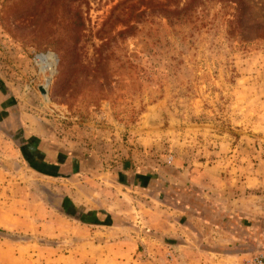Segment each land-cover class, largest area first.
I'll use <instances>...</instances> for the list:
<instances>
[{"label":"rangeland","instance_id":"rangeland-1","mask_svg":"<svg viewBox=\"0 0 264 264\" xmlns=\"http://www.w3.org/2000/svg\"><path fill=\"white\" fill-rule=\"evenodd\" d=\"M38 54H48L51 73L35 66ZM0 81L35 138L21 154L0 136L7 262H110L113 239L120 264H143L154 257L139 236L162 216L220 223L201 204L243 216L264 243V0H0ZM50 162L66 178L31 168ZM57 192L102 202L113 228L92 235L56 223L54 239L38 233L47 211L64 209ZM215 232L189 249L264 264L263 243ZM86 235L102 244H71ZM195 261L204 259L189 254L186 264Z\"/></svg>","mask_w":264,"mask_h":264},{"label":"crops","instance_id":"crops-1","mask_svg":"<svg viewBox=\"0 0 264 264\" xmlns=\"http://www.w3.org/2000/svg\"><path fill=\"white\" fill-rule=\"evenodd\" d=\"M11 105L12 107H10ZM9 106V107H6ZM17 105L15 104V100L13 98V95L11 94L10 90L8 89L7 85L2 83L0 81V111H2V114H0V120L1 122L9 123L10 127L8 128H0V136L9 138L10 141L13 142V144L16 146L18 151L23 154L24 152L28 151L27 146L29 143H33L35 141L34 136L27 133V131L24 129V125L22 123L23 119L21 118L20 114L13 113L17 111ZM3 127V126H2ZM37 165V164H36ZM45 165V164H44ZM43 164L39 163L36 167H31L36 170V172H40L39 170L45 169L48 171V174H46V178L50 179H58V178H66L63 177V175L60 177V175H57L53 173L55 170L51 166V162L49 164H46L44 166ZM66 170L69 169L68 166L63 165L58 168V170ZM44 172V171H43ZM42 174V173H41ZM44 174V173H43ZM44 176V175H42ZM74 177H71L70 181H73ZM68 180V179H67ZM151 179L147 180H140L139 183L140 186H150ZM135 184V183H134ZM57 194H50V196L53 199V202L56 200H60L61 204H63L64 209H62V213L60 211H57L52 207L53 209H50V211L46 212L47 216V223L43 226V229L39 231L40 228L37 229V232H46V237L48 239H54L60 231L56 229L57 225L56 223H63L70 229V232L72 233L74 230L80 231V233H87L88 227L92 230L90 231L92 235H97L99 232V229L105 232L109 231V229H112L113 227L107 225L103 222V217L105 216L103 214L102 209V202H97L96 199H88L92 202H94V207H87L88 202L80 198L78 196H73L70 194H67L68 196H64V198H59ZM202 200V199H201ZM204 201V200H202ZM181 202V201H180ZM101 204V205H100ZM203 209L208 208L210 211L215 212L216 216L220 218L221 225H217V222H214L211 219H203L198 216H194L193 220H196V223L199 224H192V227H187V225H184L180 220L173 221L174 225L168 222L169 220L165 218H160V222L158 225V230H155V232L150 233L149 235L144 234L143 236H139L140 240L138 244H144V250L146 254L149 256H153L154 258H151V262L148 259H144L143 264H171L175 262V264H186V259L188 258V255L191 254V256L194 258H202L204 259V262L202 264H237L240 259L243 258L241 255L231 256L228 252H207L205 251L203 254L201 251L199 253L193 252V250L189 249L190 246L187 244H210L208 242H205V240H200V237L205 236V231H211L215 233H220L224 238L229 240H235L237 242H246L250 243V240L243 239L242 236L246 233H250V230H247L246 227H243L241 224V219H243V216H239L237 218H233L232 216H229L225 214V212L221 209H216L214 211L211 210L213 206L209 207L201 204ZM208 205V204H207ZM201 209L200 212H204V210ZM166 213V212H165ZM161 217V215H159ZM198 221V222H197ZM178 222V223H177ZM5 225L6 223L3 221L2 215H0V225ZM180 224V225H179ZM13 227V226H12ZM228 231H226V229ZM15 230H19V224H15L14 228ZM201 230H204V232H201ZM253 235V234H252ZM255 240L259 243L255 244H262V238L255 237ZM93 239V238H91ZM248 240V241H247ZM71 244H102L98 243L95 240H87V235L84 237V240L77 241L78 243H74L75 241H71ZM1 244H6V242L0 241V264H14V262H7L5 256L3 255L4 252L2 249H4V246ZM108 248L112 250V257L110 258V262H104L106 260L101 259L100 261L96 262L95 264H120L118 262L119 256H118V244L119 240H111ZM264 244V243H263ZM262 244V245H263ZM264 247V246H263ZM190 250V251H189ZM163 251V254H166L170 257V261L167 259H164L163 257L159 256L158 258L155 257L153 252L157 254H161ZM261 254H264V251H256ZM153 253V254H152ZM189 253V254H188ZM200 254V255H199ZM206 259L209 261V263L206 262ZM198 261V259H197ZM195 261L194 264H200V261ZM235 261H237L235 263ZM133 264H136L135 261L132 262ZM17 264V263H16ZM79 264H82V262H79ZM86 264V263H85Z\"/></svg>","mask_w":264,"mask_h":264},{"label":"built area","instance_id":"built-area-1","mask_svg":"<svg viewBox=\"0 0 264 264\" xmlns=\"http://www.w3.org/2000/svg\"><path fill=\"white\" fill-rule=\"evenodd\" d=\"M48 54L44 55V54H38L35 55L34 57V64L35 66H37V68L39 69V71L45 72L46 70H48V66H47V62H46V56ZM254 264H263L262 260L260 258L255 260Z\"/></svg>","mask_w":264,"mask_h":264},{"label":"trees","instance_id":"trees-1","mask_svg":"<svg viewBox=\"0 0 264 264\" xmlns=\"http://www.w3.org/2000/svg\"><path fill=\"white\" fill-rule=\"evenodd\" d=\"M70 2H74L75 0H69ZM140 1H142V0H140ZM217 225H221V224H219V223H217ZM226 229V228H225ZM226 231H228L227 229H226ZM242 238L243 239H248V240H250V241H255V238H254V235H252V234H250V233H246V234H244L243 236H242ZM247 240V241H248ZM260 249H264L263 247H261Z\"/></svg>","mask_w":264,"mask_h":264},{"label":"bare ground","instance_id":"bare-ground-1","mask_svg":"<svg viewBox=\"0 0 264 264\" xmlns=\"http://www.w3.org/2000/svg\"><path fill=\"white\" fill-rule=\"evenodd\" d=\"M46 62H47V66H48V73H51L52 72V64H51V61L50 60H48V58H46Z\"/></svg>","mask_w":264,"mask_h":264},{"label":"water","instance_id":"water-1","mask_svg":"<svg viewBox=\"0 0 264 264\" xmlns=\"http://www.w3.org/2000/svg\"><path fill=\"white\" fill-rule=\"evenodd\" d=\"M40 92H41V94L42 95H45L46 94V92L44 91V89L43 88H40V90H39Z\"/></svg>","mask_w":264,"mask_h":264}]
</instances>
